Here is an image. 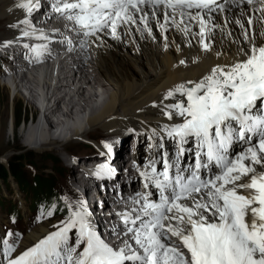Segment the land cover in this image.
<instances>
[{
    "label": "snow or ice",
    "instance_id": "1",
    "mask_svg": "<svg viewBox=\"0 0 264 264\" xmlns=\"http://www.w3.org/2000/svg\"><path fill=\"white\" fill-rule=\"evenodd\" d=\"M146 3L166 4L183 16L184 9L211 10L216 0H60L55 10H75L67 18L87 30L86 35L105 27L114 33L118 22H134L130 9L140 12L139 5ZM32 4L33 0H21L16 7L30 13ZM197 16L201 13L192 18ZM199 35L203 43L202 16ZM203 47L208 50L206 43ZM243 56L230 65L213 67L199 81H188L192 87L177 86L186 97L176 105L183 122L168 134L181 143L194 139L204 150V159H197L187 177H170L165 164L163 180L155 182L160 202L146 203L143 215L148 219L138 217L139 227L128 229L142 252L131 245L117 250L107 244L88 225L89 213L81 202V210L71 211L63 227L9 264H264V44L251 43ZM234 141L245 147L231 155ZM201 169L207 170L203 176ZM151 171L155 174L157 169ZM131 223L135 226L136 220ZM73 228L85 245L78 256L74 253L79 244L68 245ZM172 237L180 240L186 253L166 243Z\"/></svg>",
    "mask_w": 264,
    "mask_h": 264
},
{
    "label": "bare ground",
    "instance_id": "2",
    "mask_svg": "<svg viewBox=\"0 0 264 264\" xmlns=\"http://www.w3.org/2000/svg\"><path fill=\"white\" fill-rule=\"evenodd\" d=\"M20 2L0 0V29L6 30L3 35L9 31L12 41L19 47L11 49L10 60L20 55L31 60L38 50L18 43L25 37L19 24L22 20L36 19L37 11L29 13L16 7ZM139 7L140 12L130 9L134 22H118L114 33L110 27H105L84 36V50L71 54L56 68L48 69L43 85L36 77L16 81V98L21 95L18 92L25 89L26 99L32 106L37 92L42 93L45 103L42 131L50 135L51 131L59 129L62 135L58 139L52 136L39 144L32 137L33 127L20 143L39 148L71 139L80 142L94 130L124 137V133L133 130L139 138L143 132L153 133L154 129L166 133L183 121L176 105L186 101V97L176 90L178 85L192 87L188 81L201 80L213 67L242 60L243 52L251 43L264 44V3L261 0H253L251 4L248 0H221L212 5L211 10L184 9L183 16L152 3ZM197 12L204 21L203 43L208 45V50L204 49L199 35L201 16L192 18ZM53 18L45 19L43 24L49 27L60 23L61 20L54 22ZM63 24L79 29L75 24L70 25L69 20H63ZM7 46L1 45L0 52ZM169 92L173 95L169 96ZM5 114V111L0 114V122ZM119 114L122 116L116 117ZM82 121L86 122L85 126ZM126 166L129 168L127 163ZM78 184L87 186L85 180ZM107 205L108 201L104 203L106 208ZM45 231L47 233L43 227L35 230L27 235L25 242L23 239V243L26 246L35 243Z\"/></svg>",
    "mask_w": 264,
    "mask_h": 264
},
{
    "label": "rangeland",
    "instance_id": "3",
    "mask_svg": "<svg viewBox=\"0 0 264 264\" xmlns=\"http://www.w3.org/2000/svg\"><path fill=\"white\" fill-rule=\"evenodd\" d=\"M3 31H6L5 28L0 29L1 45H4L3 42H5L7 39H10L11 41L13 40L11 39L12 35L9 31L5 32L4 35ZM44 75L39 79V81L42 82L40 83L42 85L45 81V79L43 80ZM42 85L40 86L42 87ZM16 91L17 90H15V87L0 85V114L3 111H5L6 113L4 119H2V121L0 122V164H8L14 159V157H18L21 161L18 164L20 165V167H22V169H24L25 172V175L23 176H25L26 179L23 180H27L29 181V183H31L33 175L43 174V178L45 180H53V182L55 183V190H61V187H64V185H66L65 183L69 182V176L66 173L63 175L64 172L62 169L67 170L69 168L68 160L71 157L70 155L80 154L81 151H83V148L81 147L82 144H77L78 142H76L75 140H71L67 143H57V146H45L38 148L36 145L35 148H32L27 147L23 144V142L20 143L19 141L23 140L26 132L33 127L34 132L32 133V137H34L37 142H39V144H43V142L41 141H45L47 138L54 137L53 139H58L61 138L62 135L60 134L59 129L51 131L50 135L42 131L45 127L43 116L45 103H43V98L41 96L42 93L40 91L37 92L34 106H32L31 103L28 102V99H26L28 95L25 89H21V91L18 92L19 95L21 94L18 99L16 98L17 95L15 96ZM41 91L43 92V89H41ZM119 116L122 115L119 114L116 117ZM85 123L86 122L82 121V125L85 126ZM69 126H71V124H69L67 127ZM93 135H95V137H92ZM98 135L101 136L106 134L101 131L94 130L86 137H92L93 139H91L90 141L96 143L95 140L97 139ZM28 138L30 139V137ZM57 149H66L68 154L62 155L58 153ZM60 171H62L63 173L58 174V172ZM46 175H50L49 178H46ZM1 194H3L2 186H0V195ZM3 209H9V206H6L4 208L0 207L1 216H4ZM42 227L45 228V226H40L34 229L28 235ZM26 238L27 236L25 237L24 242L26 241Z\"/></svg>",
    "mask_w": 264,
    "mask_h": 264
},
{
    "label": "trees",
    "instance_id": "4",
    "mask_svg": "<svg viewBox=\"0 0 264 264\" xmlns=\"http://www.w3.org/2000/svg\"><path fill=\"white\" fill-rule=\"evenodd\" d=\"M20 162H21L20 158L14 157V159L10 161L8 164L6 165L0 164V178L5 179L10 173L20 183L24 185L28 184L27 180H23L26 179V177L23 176L25 175L24 169H22V167H20V165L18 164ZM43 176H44L43 174L33 175L31 179L32 185L30 187H32L33 190L37 192L38 190L43 191L44 192L43 194H46V200H48L49 203H51L52 201L57 202L56 196L53 194V190H54L53 180L52 181L50 179L45 180ZM46 178H49V176L46 175Z\"/></svg>",
    "mask_w": 264,
    "mask_h": 264
},
{
    "label": "clouds",
    "instance_id": "5",
    "mask_svg": "<svg viewBox=\"0 0 264 264\" xmlns=\"http://www.w3.org/2000/svg\"><path fill=\"white\" fill-rule=\"evenodd\" d=\"M45 73H46V72H44L43 74L39 75V77H36V78L40 79ZM0 85L7 86V85H4V84H0ZM178 246H179V249H180L181 251H184L185 253L187 252V250H185V248H183V246H181L180 243H178Z\"/></svg>",
    "mask_w": 264,
    "mask_h": 264
}]
</instances>
